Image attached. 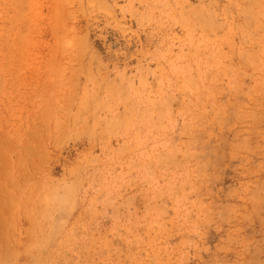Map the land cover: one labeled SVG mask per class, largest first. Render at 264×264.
Instances as JSON below:
<instances>
[{
  "label": "rangeland",
  "instance_id": "1",
  "mask_svg": "<svg viewBox=\"0 0 264 264\" xmlns=\"http://www.w3.org/2000/svg\"><path fill=\"white\" fill-rule=\"evenodd\" d=\"M0 264H264V0H0Z\"/></svg>",
  "mask_w": 264,
  "mask_h": 264
}]
</instances>
